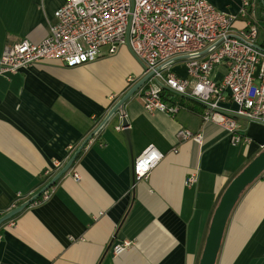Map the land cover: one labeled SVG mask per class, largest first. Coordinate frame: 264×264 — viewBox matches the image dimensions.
Listing matches in <instances>:
<instances>
[{
  "label": "crops",
  "instance_id": "crops-1",
  "mask_svg": "<svg viewBox=\"0 0 264 264\" xmlns=\"http://www.w3.org/2000/svg\"><path fill=\"white\" fill-rule=\"evenodd\" d=\"M207 1L236 15L243 2ZM248 1L263 42L260 1ZM63 2L0 0V55L24 38H45ZM244 24L237 15L233 28ZM220 66L216 79L225 70ZM142 67L125 46L80 66L51 60L0 75V214L38 194L91 135L68 171L48 188V198L39 194L0 224V264L199 263L223 192L264 148V124L236 116L249 141L233 144L217 125L203 122L202 113L184 105L174 116L147 111L134 94L95 131L140 78ZM174 69L185 74L182 64ZM223 106L235 108L231 102ZM122 118L129 141L115 128ZM180 128L202 132L203 142L179 139ZM149 144L163 158L133 182L132 160ZM46 169H51L47 175ZM190 173L197 181L187 185ZM123 240L131 244L114 256L112 244ZM215 264H264L261 175L233 206Z\"/></svg>",
  "mask_w": 264,
  "mask_h": 264
},
{
  "label": "built area",
  "instance_id": "built-area-1",
  "mask_svg": "<svg viewBox=\"0 0 264 264\" xmlns=\"http://www.w3.org/2000/svg\"><path fill=\"white\" fill-rule=\"evenodd\" d=\"M237 15L245 24L234 30ZM237 15L207 0H64L55 9L45 38L38 42L24 38L4 47L0 75L51 60L80 66L128 44L144 65L140 77L149 73L135 93L147 111L174 116L183 107L177 97L189 98L204 106L202 121L221 128L231 143L248 142L236 116L264 124V46L248 0H243ZM178 62L185 74L174 69ZM220 65L225 70L216 79L214 69ZM227 102L235 108L223 106ZM176 136L203 142L202 132L187 128H180ZM163 155L153 144L147 145L132 160L133 182L146 177ZM260 175L264 179V171ZM196 181V173H190L185 183ZM49 194L46 189L42 197ZM130 244L114 242L111 251L117 256Z\"/></svg>",
  "mask_w": 264,
  "mask_h": 264
},
{
  "label": "water",
  "instance_id": "water-1",
  "mask_svg": "<svg viewBox=\"0 0 264 264\" xmlns=\"http://www.w3.org/2000/svg\"><path fill=\"white\" fill-rule=\"evenodd\" d=\"M127 47L131 51L130 46L128 44ZM135 58L142 64V66H144L143 63L136 56ZM148 76L149 73L143 75L128 88V90L110 108V110L108 111V113L103 118V120L95 131H97L116 112V110L123 105V103L130 96L134 95L137 92V90L142 86L143 82ZM121 125L124 127V133L127 137V140L129 141V135L127 130L128 124L125 118L121 119ZM90 137L91 135L85 138L82 144L76 149V151L72 154L69 160L65 163V165L50 179V181L38 192V194L2 214L0 216V224L6 221L7 219L11 218L16 213L20 212L26 205L36 199L39 194H41L44 190L48 189L55 182V180L65 174L70 168L73 161L75 160L77 154L80 152L81 148L85 145V143L89 140ZM263 171L264 148L229 182L228 186L223 192L219 203L214 211L209 231L206 237L205 245L198 264H215L225 224L233 206L235 205L241 192L247 187V185L253 182L257 177H259Z\"/></svg>",
  "mask_w": 264,
  "mask_h": 264
},
{
  "label": "trees",
  "instance_id": "trees-1",
  "mask_svg": "<svg viewBox=\"0 0 264 264\" xmlns=\"http://www.w3.org/2000/svg\"><path fill=\"white\" fill-rule=\"evenodd\" d=\"M260 1V4H261V7H262V13H261V20L264 21V0H259ZM262 28L264 29V24H262ZM261 44V46H264V41L263 42H259ZM177 99L186 107H188L189 109L193 110V111H197V112H200L202 113L203 109H204V106L196 101H193L189 98H183V97H177ZM42 195V194H41ZM41 195H38L36 197V199H34L33 201H37L41 196ZM32 201V202H33ZM22 202H19L16 206H18L19 204H21ZM2 214H0L1 216Z\"/></svg>",
  "mask_w": 264,
  "mask_h": 264
},
{
  "label": "rangeland",
  "instance_id": "rangeland-1",
  "mask_svg": "<svg viewBox=\"0 0 264 264\" xmlns=\"http://www.w3.org/2000/svg\"><path fill=\"white\" fill-rule=\"evenodd\" d=\"M177 64H180L181 65V62H178ZM218 67V68H217ZM217 67H215V69H214V72L216 71V70H218V71H223V68L221 67V66H217Z\"/></svg>",
  "mask_w": 264,
  "mask_h": 264
}]
</instances>
